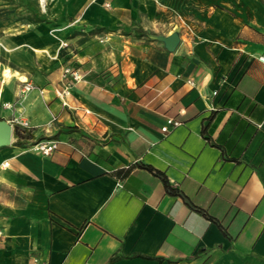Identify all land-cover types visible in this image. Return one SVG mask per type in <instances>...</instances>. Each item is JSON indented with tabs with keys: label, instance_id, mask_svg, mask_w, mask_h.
Returning a JSON list of instances; mask_svg holds the SVG:
<instances>
[{
	"label": "crops",
	"instance_id": "0c3cea01",
	"mask_svg": "<svg viewBox=\"0 0 264 264\" xmlns=\"http://www.w3.org/2000/svg\"><path fill=\"white\" fill-rule=\"evenodd\" d=\"M15 1L0 118L58 144L0 146V264H264V0Z\"/></svg>",
	"mask_w": 264,
	"mask_h": 264
},
{
	"label": "built area",
	"instance_id": "2783aa9c",
	"mask_svg": "<svg viewBox=\"0 0 264 264\" xmlns=\"http://www.w3.org/2000/svg\"><path fill=\"white\" fill-rule=\"evenodd\" d=\"M63 46H66V42H62ZM259 60L264 61V54L260 55ZM63 76L70 77L72 80H78L81 78V73L79 72L78 69L72 67L71 65H67L63 68ZM192 83V81H189ZM70 85L71 83L68 81L65 86L62 88V90L58 91L59 95H66L69 93L70 90ZM32 86L29 82L25 84L26 89H30ZM181 121L179 119H176L174 117H167L166 118V123L162 126V130L164 132H167L171 127H175L179 125ZM23 127L27 126V123H22ZM57 140H40L34 143V146L40 150L43 154H49L51 153L54 149L57 148ZM8 162L5 161L3 162V165H7ZM36 264V263H35ZM42 264H48V263H42Z\"/></svg>",
	"mask_w": 264,
	"mask_h": 264
},
{
	"label": "rangeland",
	"instance_id": "374dc122",
	"mask_svg": "<svg viewBox=\"0 0 264 264\" xmlns=\"http://www.w3.org/2000/svg\"><path fill=\"white\" fill-rule=\"evenodd\" d=\"M40 2V1H39ZM0 3L9 4L12 9V13L17 16H27L33 19L38 17L37 10L35 9L33 2H29L28 4L25 3H17L15 0H0ZM19 134L13 135L12 137L15 138V142L23 143V142H35L39 139L34 138V134L31 131L30 127L27 125L25 127L19 126L17 127ZM41 138V137H40Z\"/></svg>",
	"mask_w": 264,
	"mask_h": 264
},
{
	"label": "water",
	"instance_id": "95a60500",
	"mask_svg": "<svg viewBox=\"0 0 264 264\" xmlns=\"http://www.w3.org/2000/svg\"><path fill=\"white\" fill-rule=\"evenodd\" d=\"M168 49H173L177 44L179 37L175 31L166 37H162ZM13 127L5 119L0 118V146L8 145L12 139Z\"/></svg>",
	"mask_w": 264,
	"mask_h": 264
},
{
	"label": "trees",
	"instance_id": "16d2710c",
	"mask_svg": "<svg viewBox=\"0 0 264 264\" xmlns=\"http://www.w3.org/2000/svg\"><path fill=\"white\" fill-rule=\"evenodd\" d=\"M19 134V132H18V129L17 128H15V130H14V135H18ZM158 174H161L160 172H158V171H156ZM162 177V179H163V181H164V184H165V186H166V188H167V190L169 191V192H171V193H173V194H180V195H182L181 194V192L179 191V190H177L176 188H174L169 182H168V180L166 179V177L164 176V175H162L161 176Z\"/></svg>",
	"mask_w": 264,
	"mask_h": 264
}]
</instances>
